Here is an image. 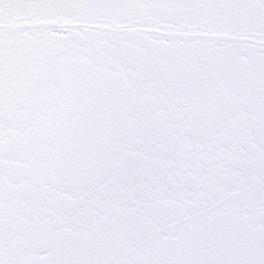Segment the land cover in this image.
I'll list each match as a JSON object with an SVG mask.
<instances>
[{
  "label": "water",
  "instance_id": "obj_1",
  "mask_svg": "<svg viewBox=\"0 0 264 264\" xmlns=\"http://www.w3.org/2000/svg\"><path fill=\"white\" fill-rule=\"evenodd\" d=\"M12 1L0 264H264V31Z\"/></svg>",
  "mask_w": 264,
  "mask_h": 264
},
{
  "label": "bare ground",
  "instance_id": "obj_2",
  "mask_svg": "<svg viewBox=\"0 0 264 264\" xmlns=\"http://www.w3.org/2000/svg\"><path fill=\"white\" fill-rule=\"evenodd\" d=\"M142 3H143L144 6H152V5L160 4V3L155 2V1L154 2H152V1H143ZM184 5H186V4H184ZM180 7H183V6L181 5Z\"/></svg>",
  "mask_w": 264,
  "mask_h": 264
}]
</instances>
